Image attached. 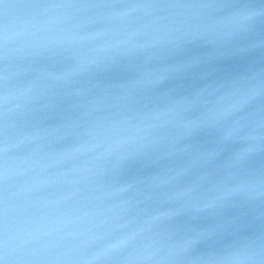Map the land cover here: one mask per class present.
I'll return each instance as SVG.
<instances>
[{
    "label": "water",
    "instance_id": "water-1",
    "mask_svg": "<svg viewBox=\"0 0 264 264\" xmlns=\"http://www.w3.org/2000/svg\"><path fill=\"white\" fill-rule=\"evenodd\" d=\"M10 264H264V0L0 3Z\"/></svg>",
    "mask_w": 264,
    "mask_h": 264
},
{
    "label": "snow or ice",
    "instance_id": "snow-or-ice-1",
    "mask_svg": "<svg viewBox=\"0 0 264 264\" xmlns=\"http://www.w3.org/2000/svg\"><path fill=\"white\" fill-rule=\"evenodd\" d=\"M4 0H0V3H3ZM3 173L0 170V179H2ZM7 239L5 238V233L0 226V264H10V258L7 251Z\"/></svg>",
    "mask_w": 264,
    "mask_h": 264
}]
</instances>
